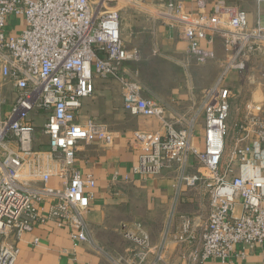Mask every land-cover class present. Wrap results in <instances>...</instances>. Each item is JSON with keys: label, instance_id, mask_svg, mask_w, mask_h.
I'll list each match as a JSON object with an SVG mask.
<instances>
[{"label": "built area", "instance_id": "2783aa9c", "mask_svg": "<svg viewBox=\"0 0 264 264\" xmlns=\"http://www.w3.org/2000/svg\"><path fill=\"white\" fill-rule=\"evenodd\" d=\"M115 1L0 0V74L14 94L10 110L0 115V264H15L17 242L37 225L66 228L75 244L89 241L87 190L95 182L82 176L76 155L81 146L97 140L109 144L112 139L95 120L78 121L82 101L93 94L96 79L120 84L128 114L160 123L157 132H132V145L139 152L133 172L157 176L173 168L174 206L184 188L198 187L206 193L210 206L206 221L193 227L184 220L177 237L179 242L197 244L192 260L226 264L264 242L262 101L242 104V118L234 125L233 144L225 156L231 103L236 99L229 81L235 76L244 79L253 58L264 51L260 21L264 0H252L253 25L246 11L224 1L195 0L194 13L169 1L157 11V19L177 23L187 53L197 65L214 59L213 51L202 43L218 39L223 46L217 78L184 113L154 95L138 72L126 67L140 54L137 47L124 45L120 12L111 6ZM16 18L22 20V29L12 32L9 26ZM41 118L46 150L33 144ZM201 120L203 149L199 150L192 141ZM191 159L197 164L192 174L188 173ZM248 165L250 176L244 177L241 171ZM52 178L56 187L49 184ZM125 236L140 246L146 243L142 236L129 232ZM237 245L245 250L236 254Z\"/></svg>", "mask_w": 264, "mask_h": 264}, {"label": "crops", "instance_id": "0c3cea01", "mask_svg": "<svg viewBox=\"0 0 264 264\" xmlns=\"http://www.w3.org/2000/svg\"><path fill=\"white\" fill-rule=\"evenodd\" d=\"M148 1L157 8L174 1L182 3L186 12L194 13L197 9L195 0ZM209 1H224L227 5L244 10L248 13L250 25L255 23L256 4L252 0ZM261 9L260 21L264 25V2L261 3ZM205 11H210V5ZM21 22L20 18L13 19L9 30L17 32L22 29ZM177 28V23L173 21L152 17L144 19L128 12L120 14L125 47H137L140 54L137 62H129L126 67L137 71L142 81L141 71L150 60L168 63L172 74L164 75L163 82H142L172 109L184 113L192 102L199 100L202 90L212 85L217 78L224 51L218 39L210 44L202 43L203 48L213 51L214 59L199 66L189 57L187 44L181 39ZM251 70L255 74L248 75ZM255 81L256 89L250 92L247 100L242 101L235 84L243 88L251 83L253 85ZM229 85L236 99L231 103L227 140L229 148L225 156L233 144L234 125L242 118V104L254 100L257 91H260L264 104V51L253 58L244 79L232 77ZM13 100L11 87L2 80L0 74L1 116L10 110ZM88 118L102 124L112 134L109 144L97 140L88 146H81L76 155L82 176H90L95 182L94 187L87 190L91 194L89 209L85 214L89 241L75 244L70 240L68 229L59 228L53 223L37 225L31 232L21 235L17 242L19 253L15 264H200L198 260L190 258L191 253L197 250V244L179 242L177 237L181 235L184 220H189L193 227L206 221L210 212L206 193L198 187L184 188L174 206L176 173L173 168L165 169L157 176L133 172V168L138 165L139 152L132 145V132L159 131L157 119L128 114L123 107L120 84L113 79L95 80L93 94L82 101L78 121ZM43 122L44 118H41L37 123L33 144L37 149L46 150L47 139L41 132ZM192 144L199 150L203 149L202 120L196 127ZM190 163L192 165L188 173L192 174L197 164L192 159ZM250 172V165L241 171L244 177L250 176ZM49 184L56 187L57 180L52 178ZM125 232L146 238V243L138 245L128 239ZM244 250L242 245L234 247L236 254ZM205 264L221 263L209 259ZM226 264H264V242L245 250L243 257H233Z\"/></svg>", "mask_w": 264, "mask_h": 264}, {"label": "rangeland", "instance_id": "374dc122", "mask_svg": "<svg viewBox=\"0 0 264 264\" xmlns=\"http://www.w3.org/2000/svg\"><path fill=\"white\" fill-rule=\"evenodd\" d=\"M132 1L133 3H127L124 0H118L115 1L111 6L115 8V10L119 11L121 15L124 12H128L132 16H136V17L139 16L144 19H147L149 17L157 19V13H158L157 11H160L161 8L155 7L154 5L149 3L148 0H132ZM144 66H142V68H144L143 71L140 70L143 73L141 72L140 73H141L142 81L147 84L151 82L161 83L164 81L163 80L164 75L172 74V71L169 68L170 67L169 64L162 61L150 60ZM253 74L255 73L253 70H251L248 75H253ZM160 77L162 78L160 79ZM256 84L257 82L255 81L253 85L251 83L250 86L246 85L243 88H240L238 84H235L236 85L235 88L239 90V93H241L240 98L242 101L248 99V97L250 96V92L251 93L254 92V90L256 89ZM253 98L255 101L261 102L262 98L260 96V91H257L253 96Z\"/></svg>", "mask_w": 264, "mask_h": 264}]
</instances>
